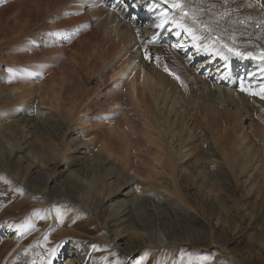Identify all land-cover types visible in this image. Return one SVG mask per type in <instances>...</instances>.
<instances>
[{
  "label": "bare ground",
  "instance_id": "bare-ground-1",
  "mask_svg": "<svg viewBox=\"0 0 264 264\" xmlns=\"http://www.w3.org/2000/svg\"><path fill=\"white\" fill-rule=\"evenodd\" d=\"M11 1L0 0V5ZM250 1L14 0L18 9L8 20L9 28L3 27L0 18V33L3 34L0 35V58L9 52L7 59H0L6 69L0 72V105L4 103L1 99L13 97L14 108L18 110L24 112L33 106L37 117L34 125H27L30 130L45 125L60 130L65 126L66 129L63 133L54 132V138L43 143V148L47 145L49 151L40 156L30 148V130L24 132L25 128L14 124L21 133L18 131L19 135L13 137L11 123L1 121L2 116L9 117L14 112L8 108L0 109V132L5 135L1 140L10 148V155H5L0 145V176L23 194L20 217L29 212L25 203L41 200L37 207L46 222L45 228L41 229L23 223L25 227L20 228L19 235L32 234L33 238L15 249L8 245L0 253V264H20L17 263L20 251L26 253L22 264L50 263L53 261L52 251L49 248L37 251L34 243L50 230L57 229L60 238L79 234L78 224L69 227L73 225L74 218L81 217L86 210L91 213L86 203L88 196L76 197L72 188L65 193L61 188L57 191L54 188L49 194L40 192V182L47 186L57 179L56 170L45 173L46 179L42 177L37 181L32 178L35 180L33 185L17 176L24 170L29 179L34 174L33 161L41 163V157L59 158L58 164L65 163L66 146L72 140L77 144L76 153H79L76 163L91 144L98 145L104 154L89 160L93 166L97 162L107 165L108 161L117 160L122 170L113 169L114 165L110 163L107 170L116 172L123 179V185L132 187L130 195L128 192L124 194L132 199L135 198L133 188L136 187V179L142 182L149 174L151 178L147 180L152 194L156 195L158 189H163L188 208L193 207L192 202L199 206L200 200L195 202L186 196L178 181L185 175L186 178L193 174L200 177L199 172L193 170L196 165L190 160L194 154L190 143L197 136L196 128L207 133L221 154L220 171L225 168L231 170V174L235 171L249 173L252 163L247 154L253 149L248 147L252 137L241 130V122L256 114V125L264 126V18L255 15ZM176 2L181 6L174 11ZM261 2L258 5L264 14V0ZM23 8L28 13L20 15ZM185 12L188 14L184 15ZM248 16L253 17V22H246ZM240 21L246 23V27L239 26ZM256 26L259 27L258 32L249 30ZM152 40L159 41L160 45H150ZM33 45H41L48 50L34 49ZM147 47H151V53ZM147 54L150 56L145 60L143 57ZM153 57L157 61L155 64ZM168 68L173 76H168ZM91 74L99 75L103 83L129 81L130 94H118L113 98L114 105L108 115V119H112L123 113L124 118L105 125L107 135L98 132L102 124L92 121L95 97L86 85ZM138 85L144 92L138 91ZM122 99L126 106L134 104V112L139 118H134V124L121 123L129 122ZM178 108H181L180 115ZM49 113H53V117L47 115ZM170 116L176 119H169ZM49 130L52 131L51 128L46 129ZM84 134L87 135L85 140H79L78 136ZM22 150L24 156L20 155ZM11 153H14L13 158ZM26 153L29 158L25 161L29 160V163L22 167L20 164L27 157ZM198 153L203 157L202 150L196 151L197 156ZM232 158L248 160L242 167L232 166ZM184 163H192V168L186 170L185 175L182 174ZM101 179L102 176L97 177L93 184L99 193L103 191ZM205 184L208 181L203 179ZM91 201L96 203V195ZM130 206L128 202H122L117 210L111 212L112 216L110 214L108 222L101 227L104 235L99 238V244L108 243L115 248L123 245L120 244L122 238L116 240L110 235L123 231L124 228L113 227L122 223L121 219L130 212H127ZM90 219L92 225L97 222L96 216ZM133 231V237L142 238L141 233ZM153 248L165 255L170 249L164 245ZM135 249L138 247L134 245L130 252ZM74 254L72 252L71 256ZM159 260V264L169 263L166 256L164 259L159 256Z\"/></svg>",
  "mask_w": 264,
  "mask_h": 264
},
{
  "label": "rangeland",
  "instance_id": "rangeland-1",
  "mask_svg": "<svg viewBox=\"0 0 264 264\" xmlns=\"http://www.w3.org/2000/svg\"><path fill=\"white\" fill-rule=\"evenodd\" d=\"M261 1L252 0L249 3L250 7L255 10V15L264 18V14H262L259 7L262 4ZM12 3H14V0L6 5L4 3L0 5V18L3 20L4 28H9L8 20L13 18L18 9L16 3ZM250 7L247 6L249 10ZM30 10H33V8ZM20 11H22L20 15L28 13L24 8ZM249 21L250 23L253 22V17L248 16L246 22ZM238 25L246 27V23L243 21H240ZM260 26H263V24L261 23ZM249 30L258 32L259 27H250ZM0 35L3 34L0 33ZM33 48L42 51L47 49V47H41V45L40 47L33 45ZM146 49L151 53V47ZM6 54L9 55V52H5V57L1 56V58L7 59ZM143 58L147 59L148 56ZM153 61L154 64L157 63L155 57H153ZM0 64V72H4L6 70L3 66L5 63L0 62ZM128 83L127 80L122 84L103 83L99 75H90L86 85L95 97L92 121L103 125L98 131L100 134L107 135L108 128L105 125L117 122L116 120L121 121L124 118L123 113L114 116L112 119H108V115H110L109 111L114 105L112 103L113 98L117 97L118 94H130ZM138 91L144 92L139 85ZM2 101L4 103L0 105V109L8 108L14 112V115L11 114L9 117L7 116L8 118H3L4 116L0 114L3 119L1 122L11 123L9 126L11 129L13 128V137L19 135L18 131L21 133L15 125L25 128L24 132L30 130L29 127H26L31 124L34 125L37 117L35 116V108L33 106V109L27 107L29 110L23 112L14 108L16 103L13 102V97L1 99ZM6 103L8 105H5ZM121 104L129 118V122L121 123L134 124V118L139 119L134 112V104L126 106L123 99ZM177 112L180 115L181 108H178ZM52 114L47 115L52 116ZM171 116L169 119H176ZM255 118H257V115L251 114L247 120L241 122V130L252 137L248 147L252 146L253 149L249 152V155L247 154L252 163L248 169L250 176L246 172L239 173L235 171L234 174H231V170L227 171L225 168L220 171L218 166L222 161L221 154L216 151L213 142L203 129H195L194 132L197 136L190 143L194 153L193 158L190 160L196 165L193 170L196 169L200 177L193 174L186 178L185 172L192 168V163H184L182 174L185 176H181L178 180L186 196L195 199V202L202 201L201 203L198 201L199 206L192 202L193 207L190 208L178 202L174 196L164 192L163 189H158L156 195L152 194L147 180L148 177L151 178L148 170H146L148 176L143 178L142 182L136 179V187L133 188L135 198L125 196L124 194L127 192L129 195L131 194L132 187L123 185V179L116 172L107 170L109 163V165H114L113 169L117 167L118 170H122L118 161L110 160L107 165L97 162V165L93 166L89 160L93 156L103 157L104 154L100 152L98 145L91 144L86 151L84 150V154H80L81 159L76 163L75 159L79 153H76L77 144L72 140V137L71 144L66 146L68 153L65 163L58 164L59 158L52 160L45 156L44 158L41 157V163H38V160L33 161L32 172L34 174L29 173L31 175L29 179L24 170L20 175L17 174L23 182L26 181L33 185L35 180L40 181L42 177L46 179L45 173H48V171L53 172L56 170L57 179L54 183L49 182L47 186L42 185L44 182H40L38 187L40 192L49 194L54 188H56V191L61 188L62 192L65 193V190L72 188L75 190L74 195L76 197H81V195L89 197L86 203L91 213L86 210L84 215L74 218L71 222L73 225L69 227L73 228L74 225L78 224L80 226L78 229L79 234L72 235L69 238H60L57 229L50 230L43 235L42 239L34 243L36 250L45 251L46 248H49L52 251L53 261L47 264H159L161 262L159 256L162 259L166 256V259L169 260L168 264H264V126L256 125ZM189 123L190 126L191 122ZM49 128L52 131H46ZM65 129V126L60 130L53 128L51 125L40 126L38 129L31 128L29 131L31 134L28 138L30 148L34 149L36 154L43 155L49 151L47 145L43 148V143L47 139L54 138V132L60 131V133H63ZM1 134L0 132V145L4 148L2 152L5 155H10V148H7L1 140V137L5 135ZM78 137L79 140H85L87 135H79ZM68 141H70V138ZM200 150L203 151V157L202 154L199 155L201 152L198 153L199 156L196 154V151ZM23 151H21V156L25 155ZM131 154L134 157V153ZM28 156L27 154V157L21 162L22 167H26L29 163V160L25 161L29 158ZM11 157H14V153H11ZM214 158L216 161H213ZM246 160L248 159L236 161V158H232L230 161H232V166L242 167ZM40 167L42 168L39 170ZM67 167H71V169L67 170ZM4 173L7 175L6 170ZM129 175L133 178L130 172ZM99 176H102L101 182L103 183L101 193L97 192L96 186H94ZM203 179L208 181L205 186L203 185ZM253 184L256 185L249 191ZM209 190L211 193H208ZM95 195L97 198L96 203L91 201ZM23 198L22 193L14 190L8 181L0 176V253L8 245L15 249L20 243L27 244L33 238L32 234L24 237L19 235L20 228L25 227L23 223L32 225V227L37 226L38 229L45 228V219L40 214V208L37 207L41 200H29L25 203L24 206H29V212L27 215L20 217L21 209H23L20 203ZM122 202L131 204L127 210V212H130L121 219L122 223L113 222L116 223L113 228L121 227L124 229L121 232H112L110 237L116 240L122 238L120 244L123 245L120 248H115L108 243L99 244V238L104 235L101 227L108 222L111 212L117 210ZM134 203L137 205H133ZM221 206L223 210H221ZM89 215L92 216L89 217ZM93 216H96L97 222L92 225L90 218ZM132 230L141 233L142 238L133 237ZM17 242L19 243L17 244ZM134 245L138 249L130 252ZM156 245L169 246L170 249L167 255L162 253L163 251L158 253L153 248ZM222 248L227 252H224ZM7 252L9 253V248ZM72 252H75V254L71 256ZM18 255L20 261L17 263L22 264L26 253L20 251Z\"/></svg>",
  "mask_w": 264,
  "mask_h": 264
},
{
  "label": "snow or ice",
  "instance_id": "snow-or-ice-1",
  "mask_svg": "<svg viewBox=\"0 0 264 264\" xmlns=\"http://www.w3.org/2000/svg\"><path fill=\"white\" fill-rule=\"evenodd\" d=\"M174 6H177V5H174Z\"/></svg>",
  "mask_w": 264,
  "mask_h": 264
}]
</instances>
